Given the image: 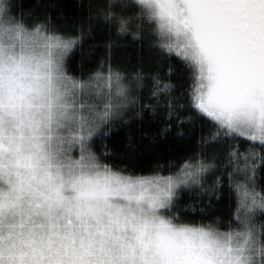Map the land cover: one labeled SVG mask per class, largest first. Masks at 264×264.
<instances>
[{
  "label": "snow or ice",
  "instance_id": "obj_1",
  "mask_svg": "<svg viewBox=\"0 0 264 264\" xmlns=\"http://www.w3.org/2000/svg\"><path fill=\"white\" fill-rule=\"evenodd\" d=\"M146 116L197 147L145 170ZM0 264H264V0H0Z\"/></svg>",
  "mask_w": 264,
  "mask_h": 264
},
{
  "label": "trees",
  "instance_id": "obj_2",
  "mask_svg": "<svg viewBox=\"0 0 264 264\" xmlns=\"http://www.w3.org/2000/svg\"><path fill=\"white\" fill-rule=\"evenodd\" d=\"M22 3H24L26 6H31L35 2V0H21ZM127 40H131V37L125 38ZM86 43H101L100 39L96 38V34H93V38H90L86 41ZM97 55H102V50H98ZM131 55V65L134 66L136 64V61L138 57H136L132 52V46L131 44H123L121 49V59L122 61H128L129 56ZM144 57L146 58L148 53L147 45L144 48ZM102 62V61H101ZM95 63V61H94ZM79 66V57L77 56L75 60L70 64V67L75 69ZM125 67H128L127 63H124ZM145 67L147 68V63L145 64ZM130 70V69H129ZM78 74V73H77ZM173 83H176V81H173ZM162 126V122L160 121H153L152 123H149V120L146 116V118L143 121L140 120H133L129 126L125 127L122 125H116V127L113 130V137H114V143L117 144L118 149L120 150H127L128 148V135L131 133L132 135V143L134 150L137 153V156H143V160H138V163H141L145 165V170L147 166H150L152 163L155 162V153L164 152L165 156L171 155L176 151L179 150H190L197 147L196 141L199 139L201 133L197 130L193 133L191 138L180 137L177 135V129L173 128L171 133L165 137L161 138L160 142L156 147H154L151 151H149L145 146L148 144V141L141 140L140 139V132L144 131L147 133L155 134L157 133ZM204 135H207V133H203ZM216 211H223V206H220L218 208H215Z\"/></svg>",
  "mask_w": 264,
  "mask_h": 264
},
{
  "label": "clouds",
  "instance_id": "obj_3",
  "mask_svg": "<svg viewBox=\"0 0 264 264\" xmlns=\"http://www.w3.org/2000/svg\"><path fill=\"white\" fill-rule=\"evenodd\" d=\"M68 219L69 217L66 213H61L58 220L54 222L57 227L53 228H49L46 220L37 219L36 224L39 225L42 223L44 227H36L34 230L35 234L33 239L35 240V246L38 249H42L44 252H47L49 247L53 249L62 248L64 244L70 243L69 239L64 238L67 233L82 235L84 233V229L81 222L73 216L71 217L72 225H69ZM15 223L16 221L14 219H10L5 222V234L9 231V226ZM55 233H59V235H56Z\"/></svg>",
  "mask_w": 264,
  "mask_h": 264
}]
</instances>
